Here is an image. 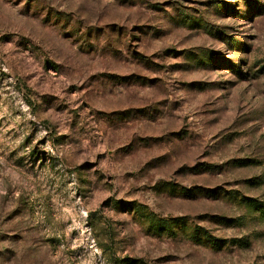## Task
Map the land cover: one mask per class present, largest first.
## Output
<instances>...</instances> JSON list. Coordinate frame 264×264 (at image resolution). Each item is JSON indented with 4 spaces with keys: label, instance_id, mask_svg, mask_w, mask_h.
I'll return each instance as SVG.
<instances>
[{
    "label": "rangeland",
    "instance_id": "374dc122",
    "mask_svg": "<svg viewBox=\"0 0 264 264\" xmlns=\"http://www.w3.org/2000/svg\"><path fill=\"white\" fill-rule=\"evenodd\" d=\"M0 264H264V0H0Z\"/></svg>",
    "mask_w": 264,
    "mask_h": 264
},
{
    "label": "trees",
    "instance_id": "16d2710c",
    "mask_svg": "<svg viewBox=\"0 0 264 264\" xmlns=\"http://www.w3.org/2000/svg\"><path fill=\"white\" fill-rule=\"evenodd\" d=\"M151 216V215H150ZM151 220H153V218H151ZM174 221H176V220H173V222H164V221H161V222H159L158 224L155 222V225H156V227H157V229H158V232H161V231H163V230H166L167 228H169V227H172V226H174ZM166 224V225H165ZM161 225H165L164 227L165 228H163Z\"/></svg>",
    "mask_w": 264,
    "mask_h": 264
}]
</instances>
